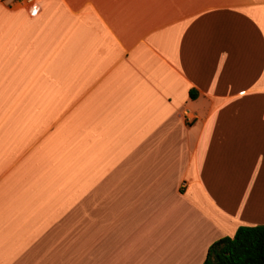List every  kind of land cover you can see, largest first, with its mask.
Masks as SVG:
<instances>
[{
  "label": "crops",
  "instance_id": "obj_1",
  "mask_svg": "<svg viewBox=\"0 0 264 264\" xmlns=\"http://www.w3.org/2000/svg\"><path fill=\"white\" fill-rule=\"evenodd\" d=\"M263 225L264 0H0V264H203Z\"/></svg>",
  "mask_w": 264,
  "mask_h": 264
},
{
  "label": "trees",
  "instance_id": "obj_2",
  "mask_svg": "<svg viewBox=\"0 0 264 264\" xmlns=\"http://www.w3.org/2000/svg\"><path fill=\"white\" fill-rule=\"evenodd\" d=\"M203 264H264V225L240 226L233 237L215 241Z\"/></svg>",
  "mask_w": 264,
  "mask_h": 264
},
{
  "label": "built area",
  "instance_id": "obj_3",
  "mask_svg": "<svg viewBox=\"0 0 264 264\" xmlns=\"http://www.w3.org/2000/svg\"><path fill=\"white\" fill-rule=\"evenodd\" d=\"M21 5L28 10V12L34 16L37 14V0H17ZM187 116L186 112L184 113Z\"/></svg>",
  "mask_w": 264,
  "mask_h": 264
}]
</instances>
